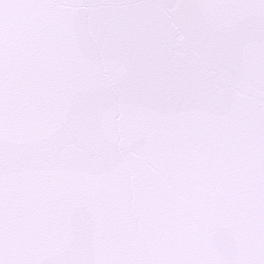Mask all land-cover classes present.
Returning <instances> with one entry per match:
<instances>
[{
	"label": "snow or ice",
	"instance_id": "obj_1",
	"mask_svg": "<svg viewBox=\"0 0 264 264\" xmlns=\"http://www.w3.org/2000/svg\"><path fill=\"white\" fill-rule=\"evenodd\" d=\"M0 264H264V0H0Z\"/></svg>",
	"mask_w": 264,
	"mask_h": 264
}]
</instances>
